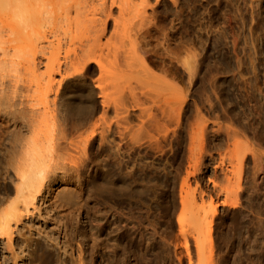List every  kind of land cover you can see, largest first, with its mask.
Returning a JSON list of instances; mask_svg holds the SVG:
<instances>
[{"label": "rangeland", "instance_id": "obj_1", "mask_svg": "<svg viewBox=\"0 0 264 264\" xmlns=\"http://www.w3.org/2000/svg\"><path fill=\"white\" fill-rule=\"evenodd\" d=\"M20 1L23 40L0 24L1 44L24 43L0 49V199L33 157L49 177L18 264L35 246L73 264L83 241L102 264H244L239 0H135L120 21L149 28L142 62L125 61L115 18L94 43L98 0ZM88 44L106 69H68ZM0 262L13 264L2 243Z\"/></svg>", "mask_w": 264, "mask_h": 264}, {"label": "bare ground", "instance_id": "obj_2", "mask_svg": "<svg viewBox=\"0 0 264 264\" xmlns=\"http://www.w3.org/2000/svg\"><path fill=\"white\" fill-rule=\"evenodd\" d=\"M64 2V0H61ZM99 1V10L100 12L106 13V19L103 22H100L99 18L93 19V25H94V43H96L98 40H101L102 35L105 34L106 30L109 28L111 22V18L114 19V24L116 31L115 33H126L125 37L128 38V41L130 42L131 47L124 51V59L126 62H129V59L135 58L139 62L144 61V53L145 50V43L140 44V42L137 40L138 37L142 33H148L149 28L146 30L138 29L134 36L130 28V24L125 23L124 28L122 27L121 19L125 18V15L130 12L133 9L134 1L135 0H111V3L109 4V0H98ZM48 2L51 4L52 9H54L57 4L59 3L58 0H48ZM144 6V12L147 11V6L149 4V0H142V3ZM114 6H117L119 9V19L115 17L113 14V8ZM21 7V1L20 0H0V24L4 27H7L11 29L12 32L15 33L16 38L23 40L22 37V29H21V22L20 19L12 18L10 17L11 9H20ZM36 18H39V16ZM142 25V22H141ZM26 40V38H25ZM24 40V42H25ZM93 44V43H92ZM88 44L87 46H82L81 51H78L75 53V56L72 58H67V68H73L75 73L81 72L82 69L86 67V64L92 61H95L99 64L102 70H105L106 67L100 61V58L96 57V55L93 53V45ZM24 45V43H23ZM21 43H18L16 45L9 44L8 46L0 43V49L3 50V53H8V47H15L23 46ZM54 54V51L51 52ZM53 79V77H51ZM102 87V86H101ZM101 96L104 97V102H106V92L105 90L101 89ZM3 113V112H2ZM4 114V113H3ZM4 135V132H3ZM19 181L16 184L15 189H8V194L0 199V243L3 244V250L5 252L10 253V256L13 260V264H18L20 261L25 260V254L23 255L18 251L19 241L17 240L16 233L20 231L19 224L23 221V218L28 214L30 207L29 205L34 203V200L36 199L39 192L42 191L43 187L46 184V179H48L49 174L45 171V169L42 167L39 159L32 158V161L30 164L28 163H22L19 170ZM15 192L14 197H11V193ZM236 198L233 201L235 205H241L242 200L240 199V194L238 195V191L236 190ZM22 203V204H21ZM182 203H186V198L183 196ZM23 206V207H22ZM181 221V218H180ZM25 239V245L24 247H28L31 243L34 244L35 238L32 236H26ZM235 240L232 242V248H235ZM88 250V247H86V241L82 242V246L80 247V251L78 256L74 259L73 264H94V262L98 264H102L101 260H97L95 257L86 256V251ZM24 251V248H23ZM39 249L37 246L35 248L33 247L32 250L28 254H33L34 256L30 257V264H50L51 263V257L42 254L39 261L37 260V257L35 256V253L38 252ZM94 255V254H93ZM95 256V255H94ZM62 264H67L65 259L62 258L61 260ZM1 264V262H0ZM28 264V263H24ZM115 264H118L115 263Z\"/></svg>", "mask_w": 264, "mask_h": 264}]
</instances>
